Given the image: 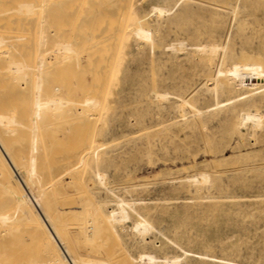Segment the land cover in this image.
I'll return each mask as SVG.
<instances>
[{
	"label": "rangeland",
	"instance_id": "obj_1",
	"mask_svg": "<svg viewBox=\"0 0 264 264\" xmlns=\"http://www.w3.org/2000/svg\"><path fill=\"white\" fill-rule=\"evenodd\" d=\"M128 1L131 12L126 22L135 23L125 22L122 36L120 33L115 37L117 25V30L109 28L118 24V20L110 17L107 3L97 21L102 26L91 29L92 34L79 23L75 31L80 34L72 30L68 36L66 33L64 37L56 36L77 49L81 60L75 57L73 65L81 73L75 74L72 62L67 66L68 59L63 60V54L58 52L62 57L57 55V61L53 53H47L53 58L54 65L50 62L53 66H49L48 72L55 74L54 86L61 83L57 78L60 76L62 81L66 79V84L70 82L67 85L62 82L63 87L67 86L65 89H75V93L68 89L67 95L74 99L84 97L80 99L82 107L92 99L88 110L89 105L80 108L79 98L77 107L72 101L70 104L77 110L71 109L70 114L75 111L71 115L59 113L56 132L60 133V141H80L78 138L85 139L87 135L86 140L102 147L78 172L80 180L75 184L87 190L88 212L94 206L102 209L103 217L100 213L97 216L101 226L110 229L102 235L105 239L102 241H106L104 253L114 260L111 264L127 261H130L127 264H172L174 259L177 262L174 264H264V0ZM107 18L113 20L111 24ZM136 28L148 38H143L139 33L142 31L136 32ZM99 33L103 36H98ZM105 34L112 36V40ZM203 43L219 46L218 55L214 52L215 56H210L204 50L210 45L204 48ZM177 44H181L182 50ZM79 46L80 49L76 48ZM112 49L116 50L111 56ZM103 64L109 67L104 68ZM82 75L84 80H93L98 89L92 82L82 81ZM57 88L61 89L58 85ZM86 93L89 97L94 95L89 98ZM155 93L161 97H155ZM94 98L98 100L94 102ZM218 101L222 102L215 106ZM93 102L100 103L94 105L99 109H92ZM198 108L204 109L202 113H194ZM78 112L86 117L81 118ZM246 113L258 115V124L252 119L245 120L242 116ZM66 115L70 117L65 118L67 121L63 118ZM72 119L77 120V129ZM62 123L69 127L62 128ZM83 123L85 127L81 126ZM63 132H69L72 139ZM77 132L85 136H78ZM202 172L208 173H203L209 178L206 183L200 179ZM120 205L127 213L126 218L113 219L118 215L114 210H119ZM89 215L86 217L92 219ZM151 255L156 263L148 260Z\"/></svg>",
	"mask_w": 264,
	"mask_h": 264
},
{
	"label": "bare ground",
	"instance_id": "obj_2",
	"mask_svg": "<svg viewBox=\"0 0 264 264\" xmlns=\"http://www.w3.org/2000/svg\"><path fill=\"white\" fill-rule=\"evenodd\" d=\"M106 3L110 5V9L108 10V12L111 10L110 17H114L113 19L114 21L118 20V24L114 22L116 23L114 25L115 27L113 25H110L111 27L109 28H112V29L116 28L117 30V27H116L117 25L118 33L116 32V35H115L113 32V34L116 37L117 35H120L121 33V36H122L123 30L126 29L124 28L126 18H128L126 16H128L127 14H129V11H130L129 10L130 2L128 0H0V264H111L114 262V260L112 262V260L109 258L110 256H108V253L107 254H105L106 252L104 253L103 242L106 243V241H102V238L105 235V233L103 232L108 229L105 230L104 226L103 227L101 226V220L97 216L99 215V213L100 215L102 214V211H101L102 209L100 210L99 208L94 206L91 209V212L89 211L90 215H92V219H88L86 216L89 215L88 210L90 207V201H89L90 197L89 198L87 197V190L85 191L84 186H80L81 185L80 182H79L80 184L79 186L78 184H75L76 181L78 183V181L80 180V179L77 180L78 178H80L79 177L80 175L77 176L78 172L81 170V168L85 167V165L87 164V161L90 158L98 155L100 146L94 142H90L89 139L86 140L87 135L85 139L78 138L80 141L78 140L74 141V139L73 141L58 140L60 133L59 135H57V132H56V130L59 129L58 127L59 125H57L58 121L56 120L57 116L60 115L59 113H62V114L64 113V114L69 115L71 112V109L77 110L75 109V107H77L76 105H78L77 99L79 98L78 102H80V99H82L83 96L81 97L80 95L81 98L78 97L74 99L71 94L67 95L69 94V90L74 91L75 89L71 90L72 88H66L67 89L66 90L65 87L67 86L63 87V84L64 83L66 84V82L64 81L66 79L63 80L64 83L62 84L63 81L61 78H59L60 76L57 77L56 75V77L60 79L61 81L60 84H62V86H60V84H57V83L56 84L59 87H61V89L57 88V85L54 86L55 82H57L55 81L56 79L54 80L55 74L53 75V73L48 72L49 66L51 65V63H53L51 62L53 61L51 60L53 58L50 57L51 56L50 54H49V57L47 56V53L50 52V53H53L52 57L54 56V59H56L55 57H57L58 52H59L60 55L63 54L64 56L63 60L68 59L66 61L67 66H68V63L70 65V62H72V66H74L73 64L75 63L74 62L75 57L78 60L80 56L79 54L78 55L76 54L77 49H74V47H72L73 45H71L70 42H67L62 37H64L65 33L68 36V32L79 29V27L77 26L79 23L82 27H85L86 30H90L91 32L90 34H92L91 29H94V30L99 29V27L102 26L101 25L102 23H97V21L98 19H100L99 16L102 15L101 9L105 8L104 6H107ZM232 4L234 5V3ZM162 8L163 10L165 9L164 7L159 6V9H162ZM104 11L105 10H103V12ZM163 12H162V16L164 15ZM106 17H109V16H106ZM110 19L111 18H109L108 20L110 21L109 23L111 24V21L113 20H110ZM83 21H84V24H82ZM126 23L128 24L129 21ZM132 23H135V22H132ZM132 23L131 24L129 23V24L132 25ZM103 25H104V22H103ZM140 28L138 29L136 28L135 31L136 32L142 31ZM107 31H109L108 28H107ZM135 31H133L134 34H135ZM75 32L77 33V35L80 34L77 31ZM96 32L98 33V31ZM142 32H139V33L144 35L145 32L143 33ZM60 34H63L61 35L62 36L60 38L61 40L56 38V36L58 35L59 37ZM101 34L98 36L102 37L103 35ZM106 34L104 36H108L107 38H110L112 40L111 38L112 36L109 37L110 35H112L111 32L109 33L110 35H106ZM135 35L138 36L139 34L137 33ZM145 35L143 38L147 37ZM90 37L93 38L92 35ZM72 38H71V41H72ZM96 39L100 40L99 37ZM96 39L93 40V43L95 42ZM119 39L121 41L122 38H119ZM74 40H77V39H74ZM74 40L73 42H76ZM77 41H81V40L78 39ZM85 41L86 40L84 39V42ZM114 41H117V39ZM114 41L113 43H115ZM183 41L185 40L183 39ZM73 42L72 44H75ZM182 42L180 41L179 43H182ZM120 43L118 42V44ZM183 43L185 44V42ZM91 44H92V41H91ZM116 44L117 43H115V45ZM210 44H208V46ZM89 45L87 44V46ZM172 45H170V47ZM177 45H179L180 47L181 44H177ZM206 45L207 44L204 45V48ZM93 46H95V44H93ZM120 46L121 45H119V47ZM200 46L201 45H199V47ZM82 47L84 51L85 47L84 46ZM90 47L91 46H89V48ZM218 47H216V45H210L208 49H204V50H207L209 52V53L206 52V54L208 53L210 54V56L213 57L215 56L216 53L218 55V52L216 51ZM76 48L80 49L81 47L79 46ZM171 48L175 49V47H171ZM113 49L110 51V53L112 52L115 54V52L113 51H115L116 49L115 50ZM221 49L224 50V48H221ZM102 50L103 48L101 49V51ZM180 50H182L181 47H180ZM199 50L201 51V47ZM97 52L100 54L98 50ZM214 52L216 53L214 54ZM87 53H89V51ZM112 53H111V56H112ZM75 54L77 56H75ZM203 54L204 53H202V55ZM96 55L98 57V54H95V56ZM221 56H220V59H221ZM71 57H74L71 59L73 61L70 60ZM105 58H106V55H105ZM100 59H103L105 61L104 58H100ZM56 60L58 61V59ZM86 60L89 61V59H86ZM108 60L109 59H107L106 63H108ZM104 61H101V62L103 63ZM109 62H112V61H109ZM87 64L88 63H86L85 66ZM90 65H93V62L92 64L90 63ZM105 65L103 64V67ZM88 67L91 70V67L90 66ZM108 67L109 65L107 66V68ZM61 68H63V66ZM69 68L70 69L74 68L75 74H77L76 71H78L77 70L78 67L74 66L71 68V66H69ZM69 68L67 69L68 73H69ZM103 69H101V71ZM55 71L58 72L57 70ZM63 72L65 73L64 70ZM68 73H66L67 74L66 77H68L67 81L69 80V77H70ZM79 73H81V71ZM106 73L108 74V72ZM108 76L109 75H107L106 77ZM77 77H81V75H78ZM83 77L85 76L82 75V78ZM84 79L85 78L81 80L83 81ZM73 81L74 80H72V84H73ZM85 81L87 80H84V82ZM92 81L93 80H90V82ZM96 81L98 83L97 79ZM99 82L102 85L103 82L102 81H99ZM68 83L70 84V82H67V84ZM91 84L94 88H96L95 83L92 82ZM81 85H83V82L81 83ZM87 85L84 86V88L87 87ZM82 87L83 86H81V88ZM74 88H76V86ZM93 89H92V93H94ZM214 89H215V85H214ZM88 92H91V90H89ZM73 93H75V91ZM86 94H84V96L88 95ZM101 94H100V97H101ZM92 95L90 97L88 95V97L91 98ZM68 96H70V98L76 101L70 100ZM156 96L157 94L155 93V97ZM88 97H85V98H88ZM162 97H164V95ZM96 98H94L95 100L93 99L94 102L98 100ZM83 100H84V97H83ZM72 101L74 102L73 106L75 107H73L70 104ZM88 102L89 103L85 105L86 106L89 105V107H86L85 105L84 107H82L83 106L82 102H80L79 103L80 104L79 106H81L80 108H85V107L86 109L90 108V105H91L90 102L92 103V99L91 101H88ZM94 102H93V108H92L93 110L95 107L94 105L99 103L98 102L94 104ZM221 102L222 101H218L215 104V106ZM73 110H72V113L74 114L75 111L73 112ZM83 110H81V112H84ZM202 110L204 109L198 108L194 111V113L196 112L200 114L202 113ZM84 113H86V111ZM252 113H246L245 116H242V117L245 120L252 119V121H254L255 124H258L256 122H259L260 117ZM79 115L82 118L83 114L81 115L79 113ZM75 117H73L74 120H75ZM63 118L65 120V118L69 119L70 117L66 115V117H63ZM74 120H73V124L77 121V120L76 121ZM78 120L81 122L80 119ZM88 120L89 118L86 120L87 123L86 124L83 123L81 124V126H83L84 124L87 125ZM243 122L245 123V121ZM63 124L64 123H62L61 125ZM76 124L77 123L73 125L75 128L77 126ZM64 126L65 124L63 125V127L62 126L61 127L62 128L69 127L68 125L65 127ZM84 129L86 131V128ZM82 130L83 129H81V131ZM62 131L63 129H61V132ZM67 133L70 137V133L66 132L65 134ZM78 134L79 133L77 132V135ZM80 134H83V132H81ZM83 135L85 136V133ZM70 138L72 139V137ZM203 173L205 172H202V174ZM202 174L200 173L198 175L202 177L201 176ZM206 174L208 173H205V175ZM98 176L100 177L101 175L99 174ZM203 177L200 179L204 180V182L207 179L209 180L208 175L205 177L203 174ZM211 192H213V190ZM123 203L125 204V202ZM123 208L124 207L120 205L119 210L118 209L114 210L115 214H118V215L113 214L114 212L112 211L113 212L112 214L115 215L113 219L114 218L116 219L126 218L127 213L125 214L123 212ZM112 214H110V217L108 218H111ZM95 220L98 221L97 225L95 224ZM107 220H110V219H107ZM135 224L134 226H136ZM148 224L146 225L143 224V225L148 226ZM140 225H138L137 223V226H140ZM112 235L114 234L112 233ZM103 240L105 239L103 238ZM117 243L115 245H117ZM147 257L150 262H152L155 259L154 257H152V255L147 256ZM127 259L125 260L124 258L123 260L127 261ZM162 259L163 258H161V260ZM148 260H146V262ZM163 260L166 261V259H163ZM127 262H130V261H127ZM127 262H125V264H127ZM174 263H177L175 259L172 264Z\"/></svg>",
	"mask_w": 264,
	"mask_h": 264
}]
</instances>
